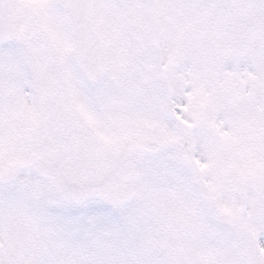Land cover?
Returning <instances> with one entry per match:
<instances>
[{
    "label": "snow or ice",
    "instance_id": "6c2138e0",
    "mask_svg": "<svg viewBox=\"0 0 264 264\" xmlns=\"http://www.w3.org/2000/svg\"><path fill=\"white\" fill-rule=\"evenodd\" d=\"M0 264H264V0H0Z\"/></svg>",
    "mask_w": 264,
    "mask_h": 264
}]
</instances>
